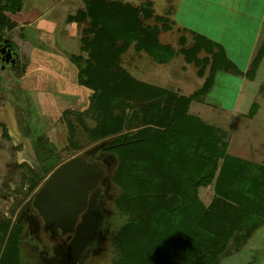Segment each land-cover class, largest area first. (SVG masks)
<instances>
[{
  "label": "rangeland",
  "instance_id": "rangeland-1",
  "mask_svg": "<svg viewBox=\"0 0 264 264\" xmlns=\"http://www.w3.org/2000/svg\"><path fill=\"white\" fill-rule=\"evenodd\" d=\"M102 1L135 9L141 30L136 37L116 29L110 20L91 17L86 0H24L18 13L5 11L14 24L4 26L0 36L11 40L16 53L13 62L0 67V264H141L136 250L120 239L127 236L130 223L144 222L139 224V217L146 210L132 207V197L120 196L124 188L113 181L119 159L105 146L142 126L144 103L156 100L160 88L189 96L201 87L211 55L205 48L187 55V48L195 44L190 28L221 42L225 56L241 73L218 68L209 90L192 99L187 112L224 131L227 154L264 165V56L251 69L259 48L250 47L257 26L240 12L243 9H224L222 16L219 8L213 10L219 0ZM78 10L86 12L80 16ZM253 10L259 11L256 5ZM75 14L76 20H67ZM145 27H156L158 39L173 47L170 60L153 58L142 36ZM244 28L251 32L239 31ZM263 39L259 38L260 44ZM82 47L93 53L101 50V65L111 64L112 74L107 68L103 75L108 82L103 93L110 99L104 117L97 101L92 102L103 83L98 80L96 88L80 83L69 59L72 53L87 56ZM129 78L149 86L148 93H136ZM107 115L109 122L119 121L118 130L95 137L96 129L103 131L101 119ZM74 157L96 174L73 216L61 221L39 210L34 193L59 165ZM38 174L44 176L39 179ZM197 196L204 205L218 198L214 178L197 188ZM234 206L232 201L222 206L231 219ZM250 217V223L258 219ZM205 224L211 227L216 220ZM138 225L137 237L142 238ZM246 228L235 229L220 264H264V223L249 237H244ZM236 237H242V244L234 243Z\"/></svg>",
  "mask_w": 264,
  "mask_h": 264
},
{
  "label": "trees",
  "instance_id": "trees-1",
  "mask_svg": "<svg viewBox=\"0 0 264 264\" xmlns=\"http://www.w3.org/2000/svg\"><path fill=\"white\" fill-rule=\"evenodd\" d=\"M23 1L0 0V30L14 24L5 11H19ZM86 2L87 13H91V17L100 16L101 20L112 21L116 29L121 28L128 32L129 37H136L135 32L141 31L134 8L130 9L115 1ZM168 7L173 10V5L168 4ZM85 12L77 11L80 16ZM149 12L146 11L145 14ZM78 14L67 17V20H76ZM143 32L142 36L147 41L146 48L156 61L167 62L172 58L173 47L158 39L156 27H145ZM191 34L195 44L187 48V55L195 56L199 48H205L211 55L209 71L201 87L189 96L160 88L159 98L151 103H144L139 117V124L142 126L126 138L118 136L105 146L116 153L119 159L113 181L122 184L121 187L124 188L120 196L132 197V207L138 209L140 206L143 211L146 210L144 217H139V224L144 222L140 225L136 222L143 237H137V227L132 222L128 226L127 236L120 239V243L136 250L143 259L141 264H220L221 255L226 251L235 229L247 227L244 237H249L264 223V165L227 154V144L223 140L224 131L187 112L189 102L209 90L212 76L218 68L239 73L241 70L234 69L233 63L225 56L219 43L195 31ZM2 39L0 36V41ZM86 44L85 42L83 47L86 48ZM115 49H121L120 45ZM86 52L87 56L72 53L69 59L76 66V76L80 83L93 88L99 85L98 80L103 83L102 89L96 93L92 102L94 105L97 101V107L99 106L104 117L108 112L110 99L103 93L108 86L107 79H104L106 76L103 75L108 74L107 68L112 74L111 64L108 66V61L101 65V50H96L95 53L90 50ZM263 56L264 39L250 62L251 69L257 67ZM105 65L107 67L104 68ZM129 81L130 85L135 84L136 93H148L146 88L149 86L146 84H136L130 78ZM160 101L162 104H159ZM108 119L109 115L101 119L105 126L103 131H92L95 137L118 130L119 121L116 125L115 118L112 122ZM68 131L71 133L72 129L68 127ZM72 145L76 147V144ZM120 147H125L126 150H120ZM43 176L37 175L39 179ZM213 178L214 191L218 198L204 205L197 196V188L209 184ZM126 192L130 194L127 195ZM165 194L166 198L162 200V195ZM134 200H139V203ZM230 201L235 205L232 219L222 207L229 206ZM250 215L258 219L251 220L250 223ZM213 218L216 224L206 226V221H213ZM239 240L242 244V237ZM239 240L238 237L234 238V243Z\"/></svg>",
  "mask_w": 264,
  "mask_h": 264
},
{
  "label": "water",
  "instance_id": "water-1",
  "mask_svg": "<svg viewBox=\"0 0 264 264\" xmlns=\"http://www.w3.org/2000/svg\"><path fill=\"white\" fill-rule=\"evenodd\" d=\"M0 47L1 59L13 62L9 42L3 39ZM80 157H74L59 165L51 175L42 182L34 193L35 202L39 210L47 216L61 221H67L74 214V210L81 204L85 192L88 191L90 181L95 176L93 167L89 170L83 165Z\"/></svg>",
  "mask_w": 264,
  "mask_h": 264
},
{
  "label": "crops",
  "instance_id": "crops-1",
  "mask_svg": "<svg viewBox=\"0 0 264 264\" xmlns=\"http://www.w3.org/2000/svg\"><path fill=\"white\" fill-rule=\"evenodd\" d=\"M257 2L259 3V0H241L240 2H238V0H237L236 2H234L232 4H227V2H225L224 0H219V2L213 6V10L215 7L217 9L218 8L220 9L219 12L222 16L224 15V9L239 12V9L242 8L243 11H240V12H242V14L248 16L250 18V20L254 22V24L257 26V28L255 29V32H256L255 35L252 36L253 38H252L251 46H250L251 51H252V48L257 49L260 46L259 38H261V39L264 38V0H260L259 5L257 4ZM208 3L210 4L211 2H208ZM217 4H219V6H216ZM255 5L258 7V10H259L257 12H254V10H253V9H255ZM173 11H174V8L172 10V13H173ZM225 12H227V11H225ZM16 13H18V12H16ZM175 25L179 26L180 28L182 27L181 25H179L177 23ZM184 28H187V27H184ZM190 30L201 33V32H199L193 28H190ZM239 31H242V33L245 35H247L246 32H249V31L251 32V30L247 31V29H245V31H243V29H241ZM201 34L204 35L203 32ZM205 36H207V35H205ZM208 38H210V37H208ZM210 39H212V38H210ZM216 42H218V41H216ZM218 43L224 48V46L221 42H218Z\"/></svg>",
  "mask_w": 264,
  "mask_h": 264
},
{
  "label": "flooded vegetation",
  "instance_id": "flooded-vegetation-1",
  "mask_svg": "<svg viewBox=\"0 0 264 264\" xmlns=\"http://www.w3.org/2000/svg\"><path fill=\"white\" fill-rule=\"evenodd\" d=\"M4 39V38H3ZM3 39H2V41H0V47L4 44V42H3ZM7 39V38H6ZM7 41L9 42V48H10V50H11V52H12V57L14 58V55H15V51L13 50V48H12V42H11V40H8L7 39ZM3 54H1L0 53V67H2V65H3V63L5 62V61H3L2 59H1V56H2Z\"/></svg>",
  "mask_w": 264,
  "mask_h": 264
}]
</instances>
